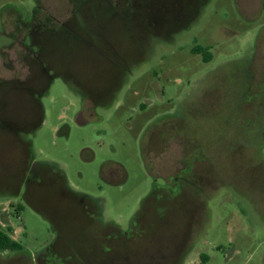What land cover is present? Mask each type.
I'll return each mask as SVG.
<instances>
[{
    "label": "rangeland",
    "instance_id": "374dc122",
    "mask_svg": "<svg viewBox=\"0 0 264 264\" xmlns=\"http://www.w3.org/2000/svg\"><path fill=\"white\" fill-rule=\"evenodd\" d=\"M262 3L0 0V264H264Z\"/></svg>",
    "mask_w": 264,
    "mask_h": 264
},
{
    "label": "flooded vegetation",
    "instance_id": "af4514ba",
    "mask_svg": "<svg viewBox=\"0 0 264 264\" xmlns=\"http://www.w3.org/2000/svg\"><path fill=\"white\" fill-rule=\"evenodd\" d=\"M196 54V53H195ZM13 64V70L14 71H19L20 69V72L23 73V77L22 78H19L17 77V81L20 83V84H24L26 83L29 78L31 79H36V77L40 74L41 75V72H39L38 70H36L37 68L35 66H32L30 64H25V62H23V60L21 58H18V56L15 58L14 62L12 63ZM3 81H6V80H3L0 78V84L3 83ZM13 96L10 97V99H12ZM26 103H28V100L26 101ZM1 126L6 128V129H9L8 131H12L14 130V132L16 131V126L14 123H9V122H1ZM4 133L7 132L6 130H3ZM12 140L15 142L16 144V140L15 138H12ZM12 141V143H13Z\"/></svg>",
    "mask_w": 264,
    "mask_h": 264
},
{
    "label": "trees",
    "instance_id": "16d2710c",
    "mask_svg": "<svg viewBox=\"0 0 264 264\" xmlns=\"http://www.w3.org/2000/svg\"><path fill=\"white\" fill-rule=\"evenodd\" d=\"M263 9H264V0L262 3ZM194 53L196 54H200L201 53V49H194ZM204 59H206L207 61L210 60L209 57H205ZM1 213V210H0ZM12 233V230L10 228H7L6 230L0 229V250L1 251H18L20 250V245L15 242L14 240H12V238L10 237ZM203 259H207V257H203Z\"/></svg>",
    "mask_w": 264,
    "mask_h": 264
}]
</instances>
